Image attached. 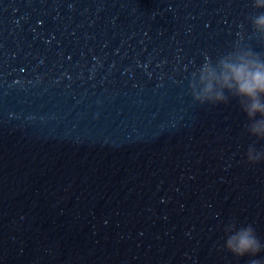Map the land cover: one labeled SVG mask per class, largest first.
Wrapping results in <instances>:
<instances>
[{
  "label": "water",
  "instance_id": "95a60500",
  "mask_svg": "<svg viewBox=\"0 0 264 264\" xmlns=\"http://www.w3.org/2000/svg\"><path fill=\"white\" fill-rule=\"evenodd\" d=\"M261 11L0 0V264H264L223 247L230 222L264 241V138L189 88L206 58L264 56Z\"/></svg>",
  "mask_w": 264,
  "mask_h": 264
},
{
  "label": "clouds",
  "instance_id": "9594fccd",
  "mask_svg": "<svg viewBox=\"0 0 264 264\" xmlns=\"http://www.w3.org/2000/svg\"><path fill=\"white\" fill-rule=\"evenodd\" d=\"M253 3L257 9H264V0H253ZM249 22L264 37V11L251 16ZM189 88L193 99L201 103L227 102L229 96L238 98L241 110L250 121L247 131L257 138H264V56L251 48L238 46L220 56L215 63L206 58L193 73ZM257 113L260 114L258 119L255 118ZM246 157L250 163H255L264 159V152L250 145ZM223 247L236 256L254 255L264 249V241L257 237L251 224L237 227L230 222L225 226ZM251 264L260 262L253 259Z\"/></svg>",
  "mask_w": 264,
  "mask_h": 264
}]
</instances>
